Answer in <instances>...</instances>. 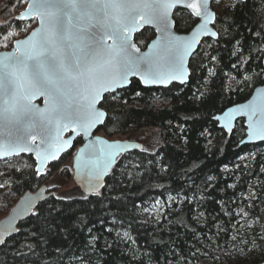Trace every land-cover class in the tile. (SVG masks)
Returning a JSON list of instances; mask_svg holds the SVG:
<instances>
[{
	"label": "trees",
	"instance_id": "trees-1",
	"mask_svg": "<svg viewBox=\"0 0 264 264\" xmlns=\"http://www.w3.org/2000/svg\"><path fill=\"white\" fill-rule=\"evenodd\" d=\"M11 5H15L18 11L27 6V1L3 2L0 25L11 23L9 31L18 32V35L4 41L0 28V50L11 49L16 39L26 36L37 25L34 21H19L17 13H3ZM213 8L218 39H206L201 43L190 61L191 75L186 85L145 88L133 79L126 92L123 89L118 91L127 100L126 104L106 105L116 122L108 124L107 129L102 126L99 132L112 137L155 129L159 138L157 150H136L121 156L106 179L100 196L87 195L81 190L79 195L57 199L60 196L55 192L35 211L52 206L61 209L62 214L55 213L46 220L45 212L39 219L32 215L23 222L20 225L23 231L0 248V264H74L67 259V253L82 249L90 235L87 227H93V231L102 236L98 248L103 249L105 240L113 245L99 257L93 253L96 264L102 261L107 264L264 262V240H256L255 244L245 247L217 234V225L223 227L229 222L224 211H239L238 204L250 203L247 200L249 191H256L259 195L257 189L264 188V172L260 171L264 167V143L241 144L246 136L243 120L238 121L234 131L228 134L214 119L228 107L246 101L253 90L262 85L256 73L260 71L258 65L264 67V52L243 66L240 59L242 47L243 56L248 57L249 46L255 49L262 45L264 0H213ZM178 11L179 15L177 11L175 13L176 30L181 33L191 31L198 20L186 11ZM256 32L260 33L259 37ZM154 37L155 32L146 28L136 35L135 40L144 49ZM4 43L8 44L7 48L3 47ZM252 55L255 56V52ZM212 56L216 59L211 60ZM233 64L237 67L233 68ZM134 87L141 91L140 97H134ZM82 143V138L77 139L74 148ZM72 153L73 150L50 165V171L57 170ZM21 160L34 164L30 155L14 157L12 163L23 169L17 172L0 161V171H11L7 181L0 178V183L8 184V187L0 188V219L10 212L24 193L36 191L50 176L49 168L44 176H39L34 168H23ZM131 163H138L140 167L132 168ZM161 168L165 170L161 171ZM70 173L68 169L63 171L65 175ZM129 175L131 179H128ZM169 197L174 200L161 218L145 215L144 209L149 204L158 200L166 203ZM258 208L264 209V199ZM199 212L204 216L197 221L194 217ZM260 214L264 222V213ZM80 218H86L88 224L81 225ZM106 227L115 231L109 233L105 231ZM29 230L36 231L37 236L27 237ZM125 231L129 232L134 244L116 236V232L122 234ZM21 242L36 245V254L29 253L27 261L15 255ZM63 245L67 247L58 252L57 247ZM241 248L243 253L238 251ZM19 250L27 252V249Z\"/></svg>",
	"mask_w": 264,
	"mask_h": 264
},
{
	"label": "snow or ice",
	"instance_id": "snow-or-ice-1",
	"mask_svg": "<svg viewBox=\"0 0 264 264\" xmlns=\"http://www.w3.org/2000/svg\"><path fill=\"white\" fill-rule=\"evenodd\" d=\"M181 9H189L193 16L199 18L190 37L176 35L173 31L176 27L173 11ZM17 19H30L37 27L24 39H16L13 51L0 53V161L11 171L22 172L23 169L12 160L28 153L34 157V164L21 160L23 168H34L36 175L46 174L48 163L71 148L75 136L92 137L80 150L77 167L81 168L83 161V169H86L89 178L87 191L97 196L101 195L99 189L104 187L103 177L110 174L118 158L125 155L128 149L141 147L139 144L110 143L100 136L93 137V130L98 126L107 129L108 124L116 122L109 115L106 105L127 103L117 90L126 92L132 86L134 77L145 88L168 85L173 81L186 83L190 74L186 63L200 38L218 37L217 31L209 27L216 20V13L210 10V0H31L26 11ZM146 25L153 26L159 35L148 45V50L142 52L134 42V35ZM11 27V23L0 25L4 41L18 35V32L9 31ZM24 31L27 32L28 28L25 27ZM255 35L259 37L260 33ZM3 47L7 48L8 44L4 43ZM248 52L249 56L244 57L241 48V66L264 52V39L262 45L255 49L249 46ZM232 54L235 55V51ZM215 59V56L211 57V60ZM258 67L260 71L256 75L264 85V67ZM258 91L257 99L230 108L215 119L225 120V127L231 132L233 119L237 115L246 116L248 140L264 142V87ZM133 95L140 97L142 93L134 87ZM37 98L41 99L43 107L34 103ZM112 110L115 111L114 108ZM66 131H71L73 135L64 139ZM130 166L140 167L138 163H131ZM164 170L161 168V171ZM11 171H0V178L7 181ZM260 171L264 172V167ZM131 178L129 175L128 179ZM5 187H8L7 182L0 183V188ZM257 191L259 195L256 191H249L247 200L250 203L238 204L239 211H224L221 202V210L228 216L229 222L227 226L217 225V234H223L233 244L245 247L255 244L256 240H264V222L260 214L264 213V209L258 208L264 199V188ZM40 199H43L42 195L30 197L17 216L31 212L39 219L46 212L47 220L55 213L62 214L61 209L52 206L32 212L34 201ZM169 200L174 198L169 197ZM253 208L257 211H251ZM202 216L204 213L199 212L194 218L199 221ZM15 219L13 217V220L0 226V246H6L9 238L14 239V233L23 231L14 225ZM79 223L87 225L88 220L80 218ZM257 224L260 227H256ZM105 231L111 233L115 229L106 227ZM87 232L90 235L82 249L67 253V259L74 264H96L93 253L99 257L103 251L113 248L107 240L103 249L98 248L102 236L97 235L93 227H87ZM26 236L36 237L37 232L29 230ZM116 236L135 243L127 231L122 234L116 232ZM35 247V244L21 242L15 255L27 261L29 253L36 254ZM62 247L67 246H58L57 251H61ZM19 249H27V252ZM238 251L243 253L244 250L241 248ZM101 264L107 262L102 261Z\"/></svg>",
	"mask_w": 264,
	"mask_h": 264
},
{
	"label": "water",
	"instance_id": "water-1",
	"mask_svg": "<svg viewBox=\"0 0 264 264\" xmlns=\"http://www.w3.org/2000/svg\"><path fill=\"white\" fill-rule=\"evenodd\" d=\"M237 1H241V2H243V1H246V0H237ZM30 2H31V0H27V5H28V3H30ZM26 9H27V6H26V8H25V9H24V10H23L18 16H20L22 13H24V12L26 11ZM181 10H182V11H186V12H188L189 14H191V10H189V9H181ZM210 10H212V11H214V12L216 13L215 9L213 8V0H210ZM176 11H178V10H174V11H173V19H174V20H175V13H176ZM191 15H192V14H191ZM18 16H17V17H18ZM192 16H193V15H192ZM193 17H194L196 20H198L197 23H199V18H196L195 16H193ZM25 21H31V20L29 19V20H25ZM215 21H216V20H215ZM214 25H215V22H214V24H210L209 27L212 28L214 31H217V30L215 29ZM36 27H37V25H36L34 28H36ZM195 27H196V25L193 27V29H192L191 31H189V32H187V33H181V32H178V31L176 30V27L173 29V31L175 32L176 35L185 36V37H190L191 34H192V31L194 30ZM34 28H33V29H34ZM146 28L152 29V30L155 32V37H154V38L148 43V45H149L153 40H155V39L158 37L159 33L156 32L155 28H154L153 26L146 25V26H144V28H142L139 32L135 33V35H134V42H136V40H135L136 35L139 34V33H141V32H142L144 29H146ZM217 33H218V32H217ZM29 34H30V32H29L27 35H29ZM27 35H26V36H27ZM26 36H25V37H26ZM25 37L21 38V40L24 39ZM206 39L217 40L218 37L211 38V37H207V36H202V37L200 38V43H199L198 45H196L195 51L193 52L192 56H190V57L188 58L187 63H186V67L188 68L189 73H190L189 76L187 77L186 83L181 84V83H179V81H173L172 83H170V84H168V85H152V86H150L149 88H163V89H166V88H169V87L172 86V85H180V86H184V85H186V84L189 82L190 75H191V71H190V61L192 60V58L194 57V55L197 53V51H198V49H199L201 43H202L204 40H206ZM14 45H15V42H14ZM14 45H13V47H12L11 49H9V50H0V53H3L4 51H13V50H14ZM148 45L146 46V48L143 49V48H141V47L137 44V46L140 47V49H141L142 52H145V51L148 50ZM263 66H264V58H263ZM132 79H137V78L134 77V78H132ZM262 87H264V85H260V86L256 87V88L253 90L251 96H250L246 101L228 107V108L225 109L223 112L218 113L215 117H217V116H223V113H224L225 111H227L228 109H230V108L236 107V106L241 105V104L248 103L249 101H251V100H253V99H257V98L259 97V91H258V90H260ZM119 90H122V89H118L117 91H119ZM105 95H107V94H105ZM34 103H36L37 105H40L41 107H43V104H42V102H41V99H39V98H37V99L34 101ZM215 117H214V119H215ZM240 120H243V121H244V125H245V127H246V136H245V138L243 139V141L241 142L242 145H253V144H261V143H264V142H262V141H249V140H248V138H247L248 128H247V117H246V116H243V115H237V116L233 119V121H232V131H231V132H229L228 129L225 127V124H226V121H225V120H223V119H221V120H216V119H215V121L218 123V127H219L220 129L224 130V131H225L226 133H228V134H231V133L234 131L237 122L240 121ZM101 127H102V126H98L96 129L93 130V137H94V136H100L101 138L108 140L110 143H111V142H115V141H120V142H126V143H131V144H139V145L141 146L140 149H135V148L128 149L126 153L133 152V151H136V150H141V149H143V147H144V145H143L142 143L137 142V141H130V140H111V139H109V138H107V137H105V136H101V135L98 134V133H99V130L101 129ZM72 135H73V133H72L71 131H66V132L64 133V135H63V138H64V139H67V138H69V137L72 136ZM79 138H82L83 143L81 144V146L78 147L77 152H76V154H75V157H74V159H73L74 180H75V182L77 183V185L81 188V190L83 191L84 194H87V195H89V194H94V193H90V192L87 191V187H86V186H87V182H88V179H89V178H88V175H87V171H86V169H83V161H81V168H78V167H77V158H78L79 155H80V150L83 149V148L86 146V144L89 142V140L92 139V137H84V136H82V135H80V136H75V139L73 140V143H72V147L69 148V149H67L66 151L62 152V153L60 154V156H59L58 159H56V160H51V161L48 163V165H47V167H46V169H45V172H47V170H48V168H49L50 165H52L53 163L57 162V161L60 160L65 154H67V153H69L71 150H73L74 147H75V142H76V140L79 139ZM21 155H30V154H28V153H22ZM30 156H31V155H30ZM33 158H34V157H33ZM119 158H120V157H119ZM119 158H118V159H119ZM84 159H85V160L87 159V154H85ZM117 161H118V160H117ZM114 167H115V166H114ZM114 167H113V168H114ZM113 168H112V169H113ZM112 169L110 170V173H111ZM44 175H45V174H42V175H39V176H44ZM109 175H110V174H109ZM109 175L104 176L103 179H102V183L104 184V186H105L106 179L108 178ZM102 189H103V187L100 188L99 191H101ZM54 194H55V191H51V190L49 189V187H48L47 185H45V184L42 185V186H41L39 189H37L36 191H27L26 193H24V194L21 196V198L17 201V203L11 208L10 212H9L5 217H3L2 219H0V226L5 225L9 220H13V217H16V219L13 221V222H14V225H15L16 227H20V225H21L23 222H25L26 220H28V219L32 216V215H31V212H29L28 214H26V215H24V216H17V213L19 212V210L21 209V207L25 204V202H26L30 197H31V198H35V197H37V196H39V195H42V196H43V199L35 200V201H34V207L32 208L31 211H32V212H35V210H36V209H37L42 203H44L48 198H50V197L53 196ZM16 234H17V233H14L13 236H15ZM9 239H11V238H9ZM1 247H3V246H0V248H1ZM262 264H264V262H263Z\"/></svg>",
	"mask_w": 264,
	"mask_h": 264
},
{
	"label": "rangeland",
	"instance_id": "rangeland-1",
	"mask_svg": "<svg viewBox=\"0 0 264 264\" xmlns=\"http://www.w3.org/2000/svg\"><path fill=\"white\" fill-rule=\"evenodd\" d=\"M6 1L7 0H0V9L3 5V2ZM21 9L22 8H20L17 11L16 6L11 5L9 6V9L4 10L3 13L9 12L12 15L17 13L19 15L24 10ZM98 134L101 136H105L111 140H130V141L140 142L144 145V149L149 152L156 151L159 146V138L155 129H142L139 131H135L129 135H115L112 137L107 136L103 132H99ZM77 149H78L77 147L73 149V153L66 159L64 163L60 165V167L57 170L51 172L49 168L48 172L50 171L49 172L50 176H48L43 183V185L44 184L47 185L51 191H55L58 196L63 198L67 196L79 195L82 192L81 188L77 185V183L74 180L73 159L75 157ZM65 169H68L71 173L67 175L63 174V171ZM172 202L173 200H169V199L168 202L166 203L161 200L155 201L149 204L144 209V213L145 215L153 216L155 218H161L166 207L168 205H171Z\"/></svg>",
	"mask_w": 264,
	"mask_h": 264
}]
</instances>
